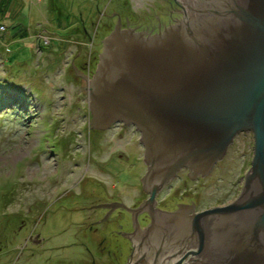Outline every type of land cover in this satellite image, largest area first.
Segmentation results:
<instances>
[{"label": "water", "instance_id": "1", "mask_svg": "<svg viewBox=\"0 0 264 264\" xmlns=\"http://www.w3.org/2000/svg\"><path fill=\"white\" fill-rule=\"evenodd\" d=\"M103 43L87 80L90 126H133L148 167L150 197L133 211L135 233L121 235L155 264H264V0H186L162 33L115 30ZM243 133L253 155L235 201L191 216L194 204L154 209L181 170L205 177Z\"/></svg>", "mask_w": 264, "mask_h": 264}, {"label": "rangeland", "instance_id": "2", "mask_svg": "<svg viewBox=\"0 0 264 264\" xmlns=\"http://www.w3.org/2000/svg\"><path fill=\"white\" fill-rule=\"evenodd\" d=\"M171 4L176 8L172 0H0V264H67L59 247L84 240L73 232L42 236L46 218L144 197L140 135L118 124L91 128L86 80L100 64L112 16L153 25ZM252 155V134H239L208 175L190 181L183 171L161 200L232 203Z\"/></svg>", "mask_w": 264, "mask_h": 264}, {"label": "flooded vegetation", "instance_id": "3", "mask_svg": "<svg viewBox=\"0 0 264 264\" xmlns=\"http://www.w3.org/2000/svg\"><path fill=\"white\" fill-rule=\"evenodd\" d=\"M172 1L175 3L176 8H174V6L171 4V8H169L167 13L162 12V15L158 14L156 17L154 16L153 25H149V22H145L143 25L146 26H134L133 17L121 18L120 15L115 14V16H112L115 21L112 26H109V28L111 29L110 34L115 30H132L139 33L143 32L144 36L146 37L162 33L165 29L169 28L170 26L176 25L178 22L184 19L186 0ZM103 41L102 45L104 47ZM102 52H104V48ZM118 125L122 128H132L134 132L138 134L133 126H127L123 124ZM147 171L148 167L146 166L145 175ZM183 171H186V177L190 181H197L198 179L202 178L200 175H197V177L192 180L188 176L190 171L181 170L172 180H170L167 185H165L155 195L154 199L156 201V205L154 206V209L157 208L158 210L163 212L176 213L179 210L178 205L192 206L194 204V212H189V216H191L192 214L196 215L203 210L210 209V207L202 208V206L198 205L196 201H190L188 203L183 202L184 198H181L179 201H177L175 205H166L164 200H161V196L164 191L174 180L180 179V175ZM141 180V191L144 197L139 202H134V204L132 205H128L127 203H123L121 201L109 200L95 205H85L77 209L74 208L71 213L64 214L63 211L55 215L51 214V219L55 220V222L53 220L54 224H59L57 225L58 227L56 226V229L62 226V223L63 226H65L64 229L59 230V232H57L58 234L56 233L53 236L59 237L65 233L71 234L73 232V236H71L72 239L84 240V242L79 243L74 242V240H72V243H66L67 245L59 247V249H61V252L65 251L67 253H71L70 251H73L77 248V252H83L89 257L90 264H155L149 258L141 254L138 247L135 246L130 239L121 235V233H135V225L132 220L133 211L140 208V206L150 197V193L144 191L143 183ZM124 206L131 211H126L124 209ZM48 218H46L44 222H42L43 228H45L46 225L51 224L50 222L52 221H49ZM137 222L140 230L144 231L146 228H148V225L151 224V217L148 212H143L137 215ZM65 223L67 224L65 225ZM39 235L40 234H37L36 236L39 237ZM39 240L40 239H37L38 242ZM26 242H28L27 239Z\"/></svg>", "mask_w": 264, "mask_h": 264}, {"label": "crops", "instance_id": "4", "mask_svg": "<svg viewBox=\"0 0 264 264\" xmlns=\"http://www.w3.org/2000/svg\"><path fill=\"white\" fill-rule=\"evenodd\" d=\"M8 16H9V14H8ZM7 17V16H6ZM5 59L6 60H9V61H11L10 60V56L9 55H6V57H5ZM51 224H48V226H46L45 228H43L42 227V229H41V231L42 232H40V234H42V236L44 235L45 237H53V235H55L57 232L55 231L56 229V226L54 227V228H50V226L54 223L53 221L52 222H50ZM67 223H65V225H66ZM58 227V226H57ZM65 228V226H63V224H62V226H60V228L59 229H57V231L59 232V230H62V229H64ZM10 235L11 236H13V235H15V234H13L12 233V231L10 232ZM24 236V235H23ZM13 238H15V239H20V237L18 238L17 237V234H16V236H14ZM67 252H65V251H63V252H61V255H59V256H57V257H59V260H61V261H64V262H68L67 264H71V263H75V264H90V261H89V257L85 254V253H83V252H79V254H73V256H70V255H72V254H70V253H67V255H65ZM52 256V255H51ZM51 256L49 257V259L51 258Z\"/></svg>", "mask_w": 264, "mask_h": 264}]
</instances>
